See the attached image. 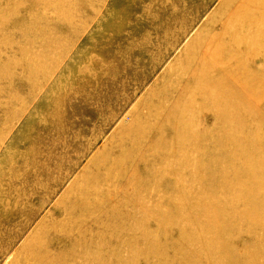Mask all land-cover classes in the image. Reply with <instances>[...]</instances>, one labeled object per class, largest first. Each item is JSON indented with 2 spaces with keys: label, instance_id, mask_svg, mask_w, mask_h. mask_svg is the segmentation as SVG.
Instances as JSON below:
<instances>
[{
  "label": "rangeland",
  "instance_id": "374dc122",
  "mask_svg": "<svg viewBox=\"0 0 264 264\" xmlns=\"http://www.w3.org/2000/svg\"><path fill=\"white\" fill-rule=\"evenodd\" d=\"M245 2L0 0V264H264Z\"/></svg>",
  "mask_w": 264,
  "mask_h": 264
},
{
  "label": "bare ground",
  "instance_id": "6f19581e",
  "mask_svg": "<svg viewBox=\"0 0 264 264\" xmlns=\"http://www.w3.org/2000/svg\"><path fill=\"white\" fill-rule=\"evenodd\" d=\"M244 1V10H243V15L247 12V14H245L244 16H246V15H248L249 14V10H252L253 9V7H250L245 1H249V0H243ZM243 4V3H242ZM262 6V5H261ZM254 15V14H253ZM254 19L255 20H258V24H261V23H263L264 22V17H262V16H258V18H255V15H254ZM248 49V48H247ZM211 56V55H210ZM255 60V59H254ZM256 62H257V60H256ZM257 63H259V61L257 62ZM204 69V68H203ZM174 89H176V88H174ZM172 96H173V94H172ZM238 145V144H237ZM245 152V151H244ZM245 154V153H244ZM249 155V154H248ZM224 178V177H223ZM223 186V185H222ZM231 187V186H230ZM262 195V194H261ZM262 197H264V196H262ZM243 199V198H242ZM245 199V198H244ZM128 201V200H127ZM129 202V201H128ZM113 204V203H112ZM224 209V208H223ZM61 211V210H60ZM141 217V216H140ZM204 217H206V216H204ZM203 218V217H202ZM250 219H252V218H250ZM253 220V219H252ZM251 220V221H252ZM263 223V222H262ZM143 231V230H142ZM142 233V232H141ZM101 246V245H100ZM131 256V255H130Z\"/></svg>",
  "mask_w": 264,
  "mask_h": 264
}]
</instances>
